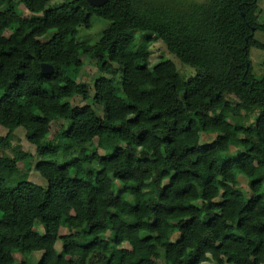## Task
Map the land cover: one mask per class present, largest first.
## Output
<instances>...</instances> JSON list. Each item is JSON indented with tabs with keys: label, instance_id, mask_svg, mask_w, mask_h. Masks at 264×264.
I'll return each mask as SVG.
<instances>
[{
	"label": "trees",
	"instance_id": "16d2710c",
	"mask_svg": "<svg viewBox=\"0 0 264 264\" xmlns=\"http://www.w3.org/2000/svg\"><path fill=\"white\" fill-rule=\"evenodd\" d=\"M50 1L20 0L22 17L0 0V264L27 251L38 264H264V73L249 58L264 52V25L246 16L259 0ZM93 17L108 25L95 44L79 41ZM156 41L195 76L151 65ZM82 55L96 62L88 81ZM76 96L101 113L72 106ZM55 121L69 123L58 146ZM19 128L46 186L20 171L32 156L12 142ZM94 142L108 155L88 152ZM68 148L78 156L57 166Z\"/></svg>",
	"mask_w": 264,
	"mask_h": 264
},
{
	"label": "rangeland",
	"instance_id": "374dc122",
	"mask_svg": "<svg viewBox=\"0 0 264 264\" xmlns=\"http://www.w3.org/2000/svg\"><path fill=\"white\" fill-rule=\"evenodd\" d=\"M16 4V9L18 13L22 17L29 16L28 11L20 4V0H13ZM163 2H169L172 0H162ZM181 2H203L204 0H178ZM63 3V0H51L47 5L46 9H51L58 7ZM247 19L255 25H264V0H259L257 5L253 8H250L246 11ZM108 25L107 22L98 19L97 17H93L91 19V28L90 29H84L80 28L78 29L77 33V39L81 42H85L88 44H95L99 38L101 37L102 30ZM11 32L9 30L4 32L5 36H8ZM255 39L259 41L260 43L264 44V33L256 32L255 33ZM141 43V36H139V39L137 41V47L140 46ZM145 54L148 56L149 62L151 65L157 63L158 61H171L176 66L177 72L179 75L184 79L187 80L191 77L195 76V70L191 69L183 64H181L175 57L170 55L164 45L160 41L154 42L148 50L145 51ZM250 61L253 65V71L257 78L262 76L264 73V52L256 49H251L249 54ZM83 67L80 73V79L83 78L88 81V76L91 75H98L96 71V62L95 60L89 59L88 57L82 55L80 57ZM93 92L91 93V95ZM225 100L229 102L231 105L235 106L237 105V101L232 96H226ZM71 105L74 107H82V106H90L93 107L98 113H101V108L97 106H93L92 102L90 100H84L79 96L74 97L70 101ZM254 120L253 117H249L248 121L246 122V125L253 124ZM69 126L68 122H62V121H55L51 124L50 132H49V139L53 142L55 141L54 145L58 146V143L61 140V132L62 130H67ZM7 134V130L0 127V136H5ZM12 142L14 145H17L21 148L22 151L25 153H28L32 156V159L23 163H19L20 171L28 170V181L38 185V186H46V182L39 176V174L35 170V166L37 165L39 159L35 156V148L31 144H29L25 139V133L24 130L19 128L15 130V132L12 135ZM215 140V135H205L202 134L200 137V143L202 145L211 143ZM88 152L92 153L93 151H96L101 156H106L108 153L103 152L102 150L98 149L96 146V143L94 142L90 147L87 148ZM235 148H231V153H235ZM67 153H64L62 151H59V157L55 161V164L57 166L62 165L67 160H69L72 157L78 156V149L77 148H68ZM238 181L240 183L241 189L243 191H247V180L242 177L238 176ZM0 219H1V213H0ZM34 230L36 233L42 235L44 233V227L39 223L35 222ZM61 235L66 234V230L62 229L60 231ZM80 243H87V240L81 239ZM60 243L58 242L56 244L57 251H60ZM125 248H128L127 245H124ZM42 256V253L40 252H30L27 251L25 254H20L18 252L14 253L15 258V264H38Z\"/></svg>",
	"mask_w": 264,
	"mask_h": 264
},
{
	"label": "water",
	"instance_id": "95a60500",
	"mask_svg": "<svg viewBox=\"0 0 264 264\" xmlns=\"http://www.w3.org/2000/svg\"><path fill=\"white\" fill-rule=\"evenodd\" d=\"M85 1L92 7H101L108 2V0H85ZM242 17H244L243 14ZM40 69H41V74L45 76L51 75L54 71L53 67L48 64H41Z\"/></svg>",
	"mask_w": 264,
	"mask_h": 264
}]
</instances>
